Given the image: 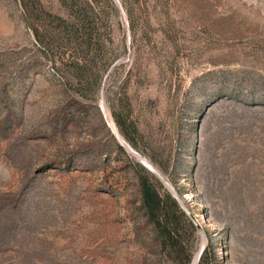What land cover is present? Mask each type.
I'll use <instances>...</instances> for the list:
<instances>
[{"label": "rangeland", "instance_id": "rangeland-1", "mask_svg": "<svg viewBox=\"0 0 264 264\" xmlns=\"http://www.w3.org/2000/svg\"><path fill=\"white\" fill-rule=\"evenodd\" d=\"M118 1L0 0V264H264V0Z\"/></svg>", "mask_w": 264, "mask_h": 264}, {"label": "trees", "instance_id": "trees-1", "mask_svg": "<svg viewBox=\"0 0 264 264\" xmlns=\"http://www.w3.org/2000/svg\"><path fill=\"white\" fill-rule=\"evenodd\" d=\"M133 163L138 169L140 203L156 237L167 251L175 255L182 253L186 256L184 262H188L187 230L194 228L193 223L160 179L139 162ZM205 253L206 247L201 250L197 263Z\"/></svg>", "mask_w": 264, "mask_h": 264}, {"label": "water", "instance_id": "water-1", "mask_svg": "<svg viewBox=\"0 0 264 264\" xmlns=\"http://www.w3.org/2000/svg\"><path fill=\"white\" fill-rule=\"evenodd\" d=\"M114 2L117 4V6H118V8L121 10V12H122V8H121V6H120V3H119V1L118 0H114ZM105 118H106V116H105ZM106 120H107V118H106ZM107 122H108V120H107ZM113 133H114V135H115V137L117 138V136H116V134H115V132L113 131ZM121 139H122V141H124V143L127 145V146H129V148H131V149H133L130 145H129V143H127V141H125L124 139H123V137L121 136ZM117 141H118V143L123 147V148H125L124 147V145L122 144V142L117 138ZM126 149V148H125ZM127 150V149H126ZM128 151V150H127ZM129 152V151H128ZM132 154V153H131ZM139 155V154H138ZM134 156V155H133ZM135 157V156H134ZM136 158V160L140 163V164H142L145 168H147L149 171H151L152 173H154L158 178H161L160 177V175H159V173H158V171L156 170V168H152L151 166H149V165H147V164H145L144 162H143V160H141L140 158H138V157H135ZM162 179V178H161ZM163 183L164 184H167L166 183V181H164L163 180ZM204 236V235H203ZM204 242H205V237H204V241H203V244L200 246V248H199V250H198V252H197V257H196V259L193 261V260H191V262L189 263V264H194L196 261H197V259H198V257H199V254H200V252H201V250H202V248H203V246H204Z\"/></svg>", "mask_w": 264, "mask_h": 264}, {"label": "bare ground", "instance_id": "bare-ground-1", "mask_svg": "<svg viewBox=\"0 0 264 264\" xmlns=\"http://www.w3.org/2000/svg\"><path fill=\"white\" fill-rule=\"evenodd\" d=\"M106 111H107V110H106ZM107 115H108V117L110 118L108 111H107ZM110 123H111V125L114 127L111 118H110ZM118 138H119V140L122 142V144L125 146V148H126L130 153H132V155H134L135 157L140 158L141 160H143V162H144L145 164H147V165L151 166L152 168H154V167L152 166V164H151L149 161H147L146 159H144L141 155H138V153H137L135 150L129 148V146H127V145L124 143V141H122L121 136H120L119 134H118ZM203 241H204V238H203ZM196 257H197V253L195 254V257H194L193 261L196 259Z\"/></svg>", "mask_w": 264, "mask_h": 264}]
</instances>
